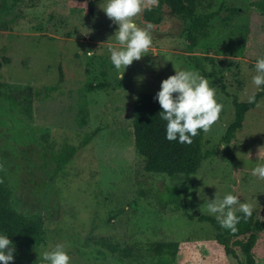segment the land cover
I'll return each instance as SVG.
<instances>
[{
	"label": "rangeland",
	"instance_id": "obj_1",
	"mask_svg": "<svg viewBox=\"0 0 264 264\" xmlns=\"http://www.w3.org/2000/svg\"><path fill=\"white\" fill-rule=\"evenodd\" d=\"M260 1L197 0V40L189 48L190 21L167 6L159 24L143 20L154 0H0V165L12 206L44 220L35 261L239 264L217 244L209 223L187 214L225 221L252 212L264 221ZM27 86L39 95L20 104L6 96ZM259 91L224 141L235 119L233 100L249 102ZM138 93L203 98L202 149L211 154L195 174L143 170L132 128ZM85 135L91 140L82 146ZM64 145L76 152L55 173L53 155ZM169 186L184 187L186 196L168 199ZM166 241L178 242V251L159 259L151 245ZM253 253L255 264H264V229Z\"/></svg>",
	"mask_w": 264,
	"mask_h": 264
},
{
	"label": "trees",
	"instance_id": "obj_2",
	"mask_svg": "<svg viewBox=\"0 0 264 264\" xmlns=\"http://www.w3.org/2000/svg\"><path fill=\"white\" fill-rule=\"evenodd\" d=\"M155 5L143 11L146 22L159 24L162 20V7L167 6L173 14L180 15L191 23L188 31L189 48L196 44L193 34L198 20L194 11L197 0H154ZM6 0H2L4 4ZM92 1L89 9H92ZM264 9V0L257 3ZM101 86V85H100ZM39 95V90L30 86L22 90L9 92L6 96L15 104L21 98ZM262 96L257 92L251 101L242 103L233 100L235 119L229 124L224 141L241 127L244 113L251 109ZM206 110L203 98L177 93H138L132 100V128L134 145L144 159L143 170L148 173L183 174L188 177L198 170L201 162L211 153L203 151L202 141L205 130ZM91 135H85L81 145H86ZM76 148L64 145L59 153L53 155L55 173L60 171L75 154ZM165 197L178 199L186 196L184 187L165 188ZM189 219L209 223L215 232V241L223 247L225 254L238 260L239 264H255L253 249L259 233L264 229V221L255 219L252 212H240L229 215L225 221L208 215L187 214ZM45 238L44 220L34 214L25 215L11 204L10 186L0 165V264H40L34 260L32 250ZM26 244L28 249H26ZM113 253L132 256L130 250L102 241ZM178 242H156L151 245L155 256L174 258L178 251ZM237 251L243 256L239 260Z\"/></svg>",
	"mask_w": 264,
	"mask_h": 264
}]
</instances>
